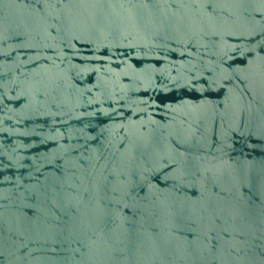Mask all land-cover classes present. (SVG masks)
Masks as SVG:
<instances>
[{
    "label": "water",
    "instance_id": "obj_1",
    "mask_svg": "<svg viewBox=\"0 0 264 264\" xmlns=\"http://www.w3.org/2000/svg\"><path fill=\"white\" fill-rule=\"evenodd\" d=\"M0 264H264V0H0Z\"/></svg>",
    "mask_w": 264,
    "mask_h": 264
}]
</instances>
